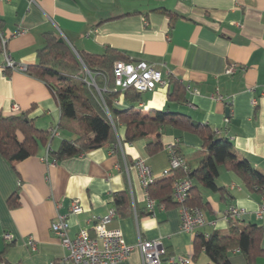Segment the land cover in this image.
Returning a JSON list of instances; mask_svg holds the SVG:
<instances>
[{
  "label": "crops",
  "instance_id": "crops-1",
  "mask_svg": "<svg viewBox=\"0 0 264 264\" xmlns=\"http://www.w3.org/2000/svg\"><path fill=\"white\" fill-rule=\"evenodd\" d=\"M166 11L177 19L171 21ZM0 20L8 53L27 67L37 62V50L44 46V33L49 30L58 31L76 51L99 54L112 47L136 60L155 63L164 77L184 85L186 101L170 102L166 86L143 93L140 102L124 100L115 107L187 114L229 138L237 158L248 159L264 174V0H0ZM5 64L1 52L0 111L12 113L17 104L21 111L29 112L36 126L40 123L44 130L58 126L60 107L52 89ZM230 65L236 69L227 74ZM118 136L124 139L122 124ZM59 138L74 136L60 132ZM155 139L149 136L123 143L117 150L113 144L105 145L58 162L44 161L47 145L14 166L0 154V252H4L0 264H50L62 258L67 250L51 231L58 215H67L72 238L84 227L94 236L90 220L109 214L114 209V195L120 192L128 194L129 204L108 227H120L132 246L140 240L160 239L167 256H190L191 264H213L204 251L194 258V239L198 232H227L236 221L223 216L229 206L246 210L239 222L264 227V217L256 214L264 196L249 191L222 163L217 185L228 193L194 182L208 204V223L195 234L181 230L177 205L156 200L154 209L149 210V192L135 166L137 159L144 158L155 179H161L169 166L167 147L177 141L179 153L192 170L208 154L202 138L187 130L167 127L161 136L163 149L150 154L147 144ZM60 143L53 146L52 142V148L57 149ZM15 192L20 206L12 209L8 200ZM74 201L83 208L79 214L70 211ZM5 233H11L13 239L7 241ZM30 238L36 251L29 246ZM229 258L232 264H247L239 251L230 252ZM122 264H143L140 251L135 250ZM161 264L172 263L165 257ZM256 264H264V256H259Z\"/></svg>",
  "mask_w": 264,
  "mask_h": 264
},
{
  "label": "trees",
  "instance_id": "trees-1",
  "mask_svg": "<svg viewBox=\"0 0 264 264\" xmlns=\"http://www.w3.org/2000/svg\"><path fill=\"white\" fill-rule=\"evenodd\" d=\"M166 13L170 15L171 21L177 19L173 12ZM0 32H3L2 20ZM61 37L56 30L46 31L45 44L37 50V62L28 66L26 72L52 89L60 107L58 129L74 138L62 139L59 147L53 149V138L50 137L49 130L38 128L35 120L29 118L28 111L9 114L0 111V154L12 166L18 160L37 154L41 145H50L48 157L54 162L78 156L93 148L112 145L118 139L119 124L125 127L122 143H134L149 136H156L155 140L147 144V151L153 154L163 149L162 131L172 127L199 135L208 154L201 159L198 167L193 170L190 167L188 174L182 169H176L170 176L155 179L148 186L151 198L167 206L177 205L173 200L174 181L188 176L193 181V187L187 203L205 211L208 204L203 201L202 193L194 182L214 192L228 193L224 187L217 185L219 163L234 172L249 191L264 196V174L254 168L248 159H238L232 141L220 136L209 125L197 122L181 112L150 110L143 113L135 106L124 109L115 107L116 102L124 100L131 103L142 101L143 92L134 89L117 90L114 63L118 60H141L112 47H106L104 52L99 54L76 51L69 43L60 41ZM2 49L0 39V53ZM85 68L92 74L97 87L102 91L109 113L105 110L98 89L88 84ZM167 87L170 102L186 101L185 87L178 80L171 78ZM128 204L129 196L126 192L114 195L113 208L116 213H125ZM8 205L12 209L20 206L18 192L9 198ZM228 220L236 221L225 233L213 231L209 234H196L194 258L204 251L213 264H232L229 253L239 251L244 255L247 264H256L258 257L264 256V227L255 223L243 224L233 218ZM0 261H4V252H0Z\"/></svg>",
  "mask_w": 264,
  "mask_h": 264
},
{
  "label": "built area",
  "instance_id": "built-area-1",
  "mask_svg": "<svg viewBox=\"0 0 264 264\" xmlns=\"http://www.w3.org/2000/svg\"><path fill=\"white\" fill-rule=\"evenodd\" d=\"M31 2L34 0H30ZM0 39L2 42V53L6 60V68L16 72H26L27 66L17 63L13 60L7 50L8 39L3 32H0ZM166 67V64H162ZM235 67L230 65L226 73L232 74ZM114 78L117 90L134 89L138 92H152L158 88L166 87L170 80L164 77L163 71L155 63L147 61H122L118 60L114 63ZM88 84L96 87L101 96L105 110L108 109L102 97V91L97 87L92 74L85 68ZM171 71L167 68V75H171ZM106 90V88H104ZM218 98H222L219 96ZM253 104L257 105V100L253 99ZM21 109L17 104L12 107V112H20ZM109 113V112H108ZM111 118V117H110ZM51 138L59 137L60 131L58 126L49 129ZM117 141L113 144V150L122 148V139L118 136ZM177 144L179 142L167 147L169 154V166L163 171V176H170L176 169H182L188 174L190 166L178 152ZM51 149L50 145L47 148V155L44 161L50 162L48 152ZM135 166L139 170L143 185L146 189L155 180L153 170L148 166L144 158H139L135 162ZM193 187V181L188 176L177 178L173 184V200L177 203L180 212V228L183 232L195 234L196 231L206 225L208 220L205 211L200 207L190 206L187 203L190 195V190ZM264 198V197H263ZM156 205V200L147 196V207L153 210ZM60 206V204H58ZM71 213L79 214L83 211L81 205L74 201L71 205ZM246 212L245 209L229 206L224 212V218L237 219ZM259 218L264 217V201L256 212ZM117 215L114 209L110 210L109 214L105 216H94L90 220L92 230L95 235L92 236L87 227L81 228L77 235L72 238L68 232L67 215L59 214L58 218L51 225V231L60 238L62 245L67 250V254L60 259L52 261L50 264H122L126 261L135 250H139L143 259V264H161L166 257L172 264H191L193 258L190 256H167L168 252L163 242L160 239L151 241L140 240L138 244L132 246L126 243L123 230L120 227L109 228L108 225L111 220ZM215 224V222H212ZM5 239L11 241L13 235L5 233ZM29 246L32 251H36L37 245L35 241L30 238Z\"/></svg>",
  "mask_w": 264,
  "mask_h": 264
},
{
  "label": "rangeland",
  "instance_id": "rangeland-1",
  "mask_svg": "<svg viewBox=\"0 0 264 264\" xmlns=\"http://www.w3.org/2000/svg\"><path fill=\"white\" fill-rule=\"evenodd\" d=\"M37 127L40 128V129H42V128L40 127V123L37 124ZM61 133H63V132H61ZM64 134H66V133L64 132ZM59 141L61 142L62 139H60L59 137H55L54 140H53V146H56V144H57Z\"/></svg>",
  "mask_w": 264,
  "mask_h": 264
},
{
  "label": "water",
  "instance_id": "water-1",
  "mask_svg": "<svg viewBox=\"0 0 264 264\" xmlns=\"http://www.w3.org/2000/svg\"><path fill=\"white\" fill-rule=\"evenodd\" d=\"M60 41L67 42L66 38L64 36L61 37ZM68 43V42H67Z\"/></svg>",
  "mask_w": 264,
  "mask_h": 264
}]
</instances>
